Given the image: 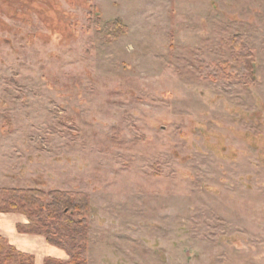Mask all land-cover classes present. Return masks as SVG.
<instances>
[{"label":"rangeland","instance_id":"rangeland-1","mask_svg":"<svg viewBox=\"0 0 264 264\" xmlns=\"http://www.w3.org/2000/svg\"><path fill=\"white\" fill-rule=\"evenodd\" d=\"M0 185L85 192L87 264H264V0H0Z\"/></svg>","mask_w":264,"mask_h":264},{"label":"trees","instance_id":"trees-1","mask_svg":"<svg viewBox=\"0 0 264 264\" xmlns=\"http://www.w3.org/2000/svg\"><path fill=\"white\" fill-rule=\"evenodd\" d=\"M119 24V21L115 22V25ZM229 41L234 48L233 59L243 60L250 67L252 60L247 58L248 51L244 50L242 37L237 35ZM89 209V197L85 192L0 187V212L25 214L30 223L20 226V231L44 234L50 244L65 249L70 256L68 261L48 258L44 264L88 263L89 237L85 215ZM34 263L33 254L21 252L0 235V264Z\"/></svg>","mask_w":264,"mask_h":264},{"label":"crops","instance_id":"crops-1","mask_svg":"<svg viewBox=\"0 0 264 264\" xmlns=\"http://www.w3.org/2000/svg\"><path fill=\"white\" fill-rule=\"evenodd\" d=\"M28 224L29 219L25 214L0 213V235L6 237L21 252L33 254L34 264H44L48 258L69 260L67 252L50 244L44 235L20 231V226Z\"/></svg>","mask_w":264,"mask_h":264}]
</instances>
